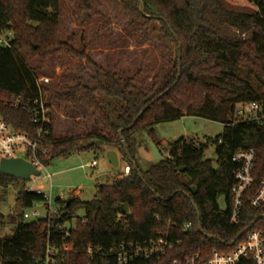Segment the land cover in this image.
Listing matches in <instances>:
<instances>
[{"label": "trees", "instance_id": "16d2710c", "mask_svg": "<svg viewBox=\"0 0 264 264\" xmlns=\"http://www.w3.org/2000/svg\"><path fill=\"white\" fill-rule=\"evenodd\" d=\"M92 1L82 0V9L88 10ZM116 1L143 22L145 29L154 24L169 47V59L146 88L137 86L135 77L115 72H105L102 82V70L96 67L95 88L78 84L56 93L55 99L66 104H73L84 93L103 127L94 135L57 139L50 126L52 143L47 154L40 156L43 164L48 166L54 158L107 146L121 152L130 167L126 177L97 184L93 199L74 198L67 204V213L57 219L58 223L62 224L77 209L83 210V216L77 218L70 231L67 241L73 250L65 255V264H85L83 250L88 245L108 249L122 242L143 244L166 231L181 240L170 257L176 252L206 255L212 250H229V242L248 223L234 226L229 222L230 192L237 168L232 156L238 149L252 148L264 169V120L227 123L237 102L254 100L264 90V54L260 52L264 48V0H248L253 7L247 11L233 10L224 0H141L145 14L139 10L138 0ZM61 3L0 0V32L9 30L14 36L9 50L0 48V97L44 99L28 58H38L43 63L50 55L65 53L71 58H86L93 65L83 50L77 51L71 45V39H59ZM95 92L100 94L99 99H94ZM109 100L120 108L111 109L114 117L109 112ZM0 113L14 128L33 132L29 116L22 110L0 106ZM183 115L218 120L224 129L205 143L180 137L170 144L168 155L144 171L127 160L131 159L128 141L135 132H151L155 124ZM208 144L214 146V162L204 157ZM15 180L0 174V190H7ZM191 186L195 187L194 193ZM218 195L225 197L223 210L218 208ZM40 200L41 195L20 188L14 197L15 213L5 215L0 211V232L5 223L12 226L9 234L0 235L2 264L43 262L47 220L27 222L23 218L24 210ZM244 212L250 221L257 218V224L260 222L264 229L261 214L247 207ZM184 223H190L185 231L180 229ZM130 264L164 263L137 260Z\"/></svg>", "mask_w": 264, "mask_h": 264}, {"label": "rangeland", "instance_id": "374dc122", "mask_svg": "<svg viewBox=\"0 0 264 264\" xmlns=\"http://www.w3.org/2000/svg\"><path fill=\"white\" fill-rule=\"evenodd\" d=\"M60 22L58 37L62 41L71 39V45L78 51L83 50L86 58H71L65 53L50 55L45 62L38 58L26 59L28 65L35 69L36 77H48L47 83H42V96L52 110L53 134L58 138L66 135L78 136L96 134L103 127L101 119L94 110L89 107L88 97L81 93L73 104L59 103L55 99L56 93H62L67 88L78 84L89 89L96 87V67L101 69L99 73L102 82H105V72L122 74L124 77H135L137 86L147 87L151 79L166 64L169 59V47L154 24L150 29H145L140 20H137L127 10L123 9L116 0H94L89 4V9H82V0H61ZM225 4L233 10L247 11L252 9L248 0H224ZM260 52L264 54V48ZM138 72V73H137ZM100 94L94 93V99H99ZM110 101V100H109ZM112 102L109 109L111 117H114L111 109L119 110V105ZM108 111V108H107ZM151 132L138 130L128 141L131 164H136L142 171L149 166L161 161L167 155L170 144L180 137H188L198 143H205L222 132L223 124L218 120H211L197 116H183L176 120L160 122L154 125ZM107 146H99L96 150H84L68 157H58L51 160L47 171L52 174L50 180L41 177L46 173L42 171L37 183L49 190L51 184L52 202L51 208L58 206L55 197L60 190L80 186L81 193L78 197L81 201L93 199L97 184L104 183L119 175V168L127 161L121 152L116 151L119 157L117 168L112 166L106 153ZM115 151V150H114ZM204 157L216 159L214 146L208 144L204 151ZM92 160L96 161L94 168L82 169L81 164ZM31 180L16 179L7 190H0V211L7 215L14 214L16 209L14 197L16 192ZM34 186V185H33ZM217 205L220 210L225 208V197L217 196ZM48 209L42 202L40 205L25 209L31 214L36 211L38 217H43ZM83 216V210L77 209L68 215L64 221V227L75 225L77 218ZM36 218L26 219L27 222ZM11 224L5 223L0 235H7L11 231Z\"/></svg>", "mask_w": 264, "mask_h": 264}, {"label": "built area", "instance_id": "2783aa9c", "mask_svg": "<svg viewBox=\"0 0 264 264\" xmlns=\"http://www.w3.org/2000/svg\"><path fill=\"white\" fill-rule=\"evenodd\" d=\"M14 39L11 31L0 32V48L10 49ZM48 77H36V83L42 87V83H47ZM0 106L20 109L29 116L30 123L33 125V132L21 131L14 128L6 122L0 113V162L3 159L22 158L31 163L38 171L39 175H31L27 180L32 184L24 183L21 190L32 192L42 196V200L34 201L31 206H39L40 202L48 209L43 217L47 220V229L43 234V257L41 264H65L64 257L73 250V245L67 240L70 237V231L75 227H64L57 222V219L65 216L68 197L78 198L81 193V187L68 188L66 197L64 191L60 190L55 200L58 206L51 208L52 186L45 190V186L37 183L41 177L42 171L46 173L42 179H51L52 174L47 171V166L41 161L50 149L52 140H50L49 127L52 126V110L50 105L41 97L38 99H24L22 96L9 95L0 97ZM264 120V90L262 95L251 101H239L227 117L228 124L247 121ZM168 155V154H167ZM41 156V157H40ZM232 161L237 163V168L233 173V183L230 192L229 222L238 226L242 222H248L245 228L229 242L230 249L226 251L212 250L206 255L200 253H191L187 255L177 254L170 257L177 251L181 240L174 237L172 232H158L143 244L119 243L104 249L101 246L93 247L88 245L83 253L86 256L85 264H130L137 260H154L157 263L164 264H264V229L257 224V218L250 221L244 212L247 207L264 217V169L260 168L257 161V155L254 149H238L232 156ZM96 161L81 164L80 167L94 168ZM117 177H126L130 172L128 163H124L119 168ZM34 185V186H33ZM97 191V188H96ZM96 193V192H95ZM23 218H36L38 214L33 211L31 214L25 210ZM66 221V220H65ZM190 227V223H184L180 229L185 231ZM96 258V261H95ZM0 264L2 260L0 259Z\"/></svg>", "mask_w": 264, "mask_h": 264}, {"label": "water", "instance_id": "95a60500", "mask_svg": "<svg viewBox=\"0 0 264 264\" xmlns=\"http://www.w3.org/2000/svg\"><path fill=\"white\" fill-rule=\"evenodd\" d=\"M138 3H139V10H140L141 14H145L142 1L138 0ZM144 109L141 110V112L138 114V116L144 111ZM137 117L135 118V120L137 119ZM123 147H124L126 155H128V151H127L126 145L124 143H123ZM106 157H107V159H109V162L112 166H114L115 168L118 167L119 161H118V156H117L116 151L108 150L106 153ZM179 170H182V168H180ZM0 174H3V175L5 174L9 177H13V178H16L19 180H21V179L27 180L31 175H35V176L39 175V171L31 163L27 162L26 160H24L22 158H11V159L1 160V162H0ZM190 190L192 193H194L195 187L191 186ZM72 200H73L72 197H68L66 199V202L70 203ZM194 209L198 215V212H197V209L195 206H194ZM66 213H67L66 211L63 212V214H66ZM198 230L201 231V227L199 225H198ZM207 237L211 238V239H215L214 236H207Z\"/></svg>", "mask_w": 264, "mask_h": 264}, {"label": "crops", "instance_id": "0c3cea01", "mask_svg": "<svg viewBox=\"0 0 264 264\" xmlns=\"http://www.w3.org/2000/svg\"><path fill=\"white\" fill-rule=\"evenodd\" d=\"M183 116H187V115H183ZM183 116H182V117H183ZM116 153H117V152H116ZM117 156H118V154H117ZM118 161H119V157H118ZM118 165H119V164H118ZM118 171H119V170H118Z\"/></svg>", "mask_w": 264, "mask_h": 264}]
</instances>
